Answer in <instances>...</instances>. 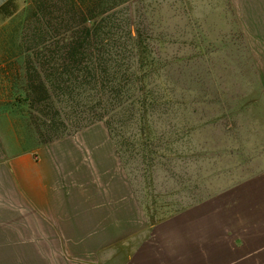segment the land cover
<instances>
[{"label":"rangeland","instance_id":"374dc122","mask_svg":"<svg viewBox=\"0 0 264 264\" xmlns=\"http://www.w3.org/2000/svg\"><path fill=\"white\" fill-rule=\"evenodd\" d=\"M102 6L107 40L82 60L62 58V39L83 26L72 0H28L0 22V124L10 138L35 148L43 136L107 131L155 222L264 173V32L241 31L229 0ZM0 248L21 249L26 264H70L43 254V219H0Z\"/></svg>","mask_w":264,"mask_h":264},{"label":"crops","instance_id":"0c3cea01","mask_svg":"<svg viewBox=\"0 0 264 264\" xmlns=\"http://www.w3.org/2000/svg\"><path fill=\"white\" fill-rule=\"evenodd\" d=\"M229 1L241 31L264 32V0ZM27 2L0 0V22ZM95 129L26 148L0 124V219H43V254L70 264H264V173L155 222ZM20 250L0 264H26Z\"/></svg>","mask_w":264,"mask_h":264},{"label":"trees","instance_id":"16d2710c","mask_svg":"<svg viewBox=\"0 0 264 264\" xmlns=\"http://www.w3.org/2000/svg\"><path fill=\"white\" fill-rule=\"evenodd\" d=\"M85 1V0H84ZM83 0H72L74 15L80 13L82 18V28L77 29L75 32L67 33L62 39L63 46V59L64 60H82L85 56V52L89 49L99 51V48L102 47L103 43L107 40L105 32L100 28L101 24L97 23L99 16H102V13H99L100 10L103 11V0H91V3L87 4ZM89 5V6H88ZM89 9V11H88ZM83 11L89 12L92 14L89 17L85 18ZM101 12V11H100ZM80 23V24H81ZM92 24L87 26L86 24ZM45 31V30H44ZM47 34V33H46ZM56 35V34H55ZM54 35V36H55ZM58 36V35H56ZM59 39V38H58ZM58 39L52 41L55 45ZM57 43V44H56ZM54 142L53 140H44L43 143L48 144Z\"/></svg>","mask_w":264,"mask_h":264}]
</instances>
